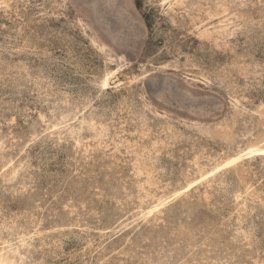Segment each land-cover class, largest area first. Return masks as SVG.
<instances>
[{
	"label": "rangeland",
	"instance_id": "374dc122",
	"mask_svg": "<svg viewBox=\"0 0 264 264\" xmlns=\"http://www.w3.org/2000/svg\"><path fill=\"white\" fill-rule=\"evenodd\" d=\"M257 148L264 0H0V264H264Z\"/></svg>",
	"mask_w": 264,
	"mask_h": 264
},
{
	"label": "bare ground",
	"instance_id": "6f19581e",
	"mask_svg": "<svg viewBox=\"0 0 264 264\" xmlns=\"http://www.w3.org/2000/svg\"><path fill=\"white\" fill-rule=\"evenodd\" d=\"M107 84H108V82H107V80H105L104 81V85L107 87ZM249 152H257V153H262V152H264V150L263 149H259V148H257V149H254V150H250ZM256 153V154H257ZM237 158V157H236ZM232 161H234V160H232ZM3 255V254H2ZM4 258V257H3ZM6 263V262H5Z\"/></svg>",
	"mask_w": 264,
	"mask_h": 264
}]
</instances>
